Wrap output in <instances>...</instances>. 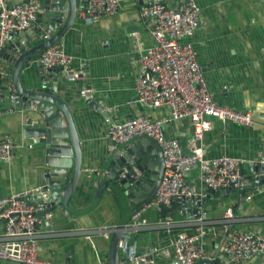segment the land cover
<instances>
[{"label":"crops","instance_id":"0c3cea01","mask_svg":"<svg viewBox=\"0 0 264 264\" xmlns=\"http://www.w3.org/2000/svg\"><path fill=\"white\" fill-rule=\"evenodd\" d=\"M25 1L6 0L9 7ZM153 1L121 0L118 13L93 23L83 19L85 7L60 40L72 60L71 69L82 74L77 81H70L64 72L58 75L56 94L73 113L81 141L83 177L72 199L75 215L68 217L63 209L57 208L50 218L40 217L39 229L44 236L38 251L41 260L56 264H100L102 261L110 264L112 232L109 230L129 225L134 213L127 207L121 208L108 191L98 206L80 211L88 209L94 201L96 177L87 174L101 171L111 153L109 130L113 123L140 115L167 120L166 137L178 140L184 154L193 151L194 128L190 119L174 121L168 108L146 109L137 101L138 61L153 46L151 31L155 27L154 20H143L141 13ZM163 1L170 7H179L188 0ZM193 1L201 11V26L185 42L194 45L214 101L238 112L250 113L253 120L252 126H246L211 118L212 128L199 142L204 157L260 161L264 158V0ZM26 31L32 36L30 47L41 42L39 38L32 39L31 26ZM135 32L139 33V38L132 36ZM17 42L23 43L19 50H26L25 36ZM7 46L0 53V71L8 67V58L14 55ZM29 64V68L21 72L24 86L42 89L40 60H30ZM51 84H55L53 80ZM85 90H90L91 94L84 96ZM33 114L19 109L0 115V139L9 135L18 147L10 163H0V199L45 190L49 186L45 179V148L29 136V129L35 128L38 122ZM245 172L248 177L252 176L250 168L245 167ZM199 174L200 169L195 166L184 175V180L199 193L208 195L203 249L217 264H231L224 251L226 214L233 215L231 231L250 232L264 240V187L222 197L211 193L202 184ZM184 204L165 217L159 206L145 209L150 228L134 235L130 244H137L138 254L151 255L152 264H173L175 239L180 233L197 232V225L187 219L188 211L183 208L188 203ZM3 232L4 225L0 223V235ZM120 252L122 257L121 249ZM0 264L16 263L0 261ZM245 264H264V251Z\"/></svg>","mask_w":264,"mask_h":264},{"label":"built area","instance_id":"2783aa9c","mask_svg":"<svg viewBox=\"0 0 264 264\" xmlns=\"http://www.w3.org/2000/svg\"><path fill=\"white\" fill-rule=\"evenodd\" d=\"M120 5L121 0H89L82 17L93 23L97 19L118 13ZM38 13L39 5L35 1L26 0L21 5L9 7L6 0H0V53L7 44L13 42L16 32L26 31L37 20ZM141 17L145 21L153 19L155 27L151 31L154 44L138 61L140 73L136 88L137 101L146 109L168 108L174 121L190 119L194 128L193 151L191 154H184L178 140L166 137L167 120L150 119L143 115L111 125L109 137L112 150L116 145L124 144L135 137H147L157 142L163 154L165 172L148 207L163 205L170 208L175 198L195 199L192 206L194 209L187 219L197 225V232L178 235L172 245V262L196 264L204 259L214 260L203 249L205 225L208 223L205 207L208 195L199 193L193 185L186 183L184 175L198 166L202 184L217 193L233 188L241 194L249 181L254 186H259L261 178L264 177V158L254 161L224 156L209 160L204 157V150L199 145L205 133L212 128L211 118L246 126H252L253 120L250 113H241L214 101L194 45L185 42L201 26V11L193 0H188L179 7H170L163 0H154L143 9ZM132 36L139 38V33H132ZM40 65L44 72L63 69L70 81L82 78V74L71 69L72 60L61 41L42 52ZM83 94L87 96L91 92L85 90ZM17 148L11 136L1 138L0 163H10ZM245 167L253 171L251 177L246 175ZM48 192L36 189L0 199V223L4 225V232L0 235V261L16 264H56L38 257L39 245L44 238L39 229L40 217L44 215L49 218L53 215L44 213L38 216L40 210L47 208L50 199ZM145 209L133 214L130 224L125 226L121 236L120 249L129 264L153 262V258L150 262L147 261L151 255L138 254L136 243L130 244L134 235L150 228V222L144 214ZM232 222L233 215L228 212L224 225V251L231 264H245L264 251V240L250 232L231 231ZM100 264L106 263L102 261Z\"/></svg>","mask_w":264,"mask_h":264},{"label":"water","instance_id":"95a60500","mask_svg":"<svg viewBox=\"0 0 264 264\" xmlns=\"http://www.w3.org/2000/svg\"><path fill=\"white\" fill-rule=\"evenodd\" d=\"M32 1L39 5L37 20L31 24L32 39L39 38L41 42L30 47L32 40L29 41V39L32 36L30 32L23 31L16 32L13 42L8 44L7 48L13 51L14 55L8 58L10 60L8 67L0 71V115L15 113L22 109L34 113L33 116L37 117L38 122L35 128L29 129V136L35 139V143L45 148L44 164L47 169L45 179L49 184L45 190L50 192L47 208L40 210L38 216L44 213L54 214L57 208H61L68 217H71L76 212L72 199L83 177L82 150L72 110L56 94L58 75L64 70L56 68L47 72L43 71L41 73L43 88L38 90L24 86L21 72L23 68H29L30 60L38 62L41 52L55 45L65 36L78 12L85 11L84 8L88 6L89 0ZM24 36L28 42L26 50H17L23 44L17 42V39ZM52 80L55 84H51ZM92 106L96 107L95 104ZM97 110L102 109L97 107ZM164 172L163 154L154 140L147 137H135L124 144L116 145L101 171L86 173L89 177H96L94 180L97 186L94 189L92 205L80 212L89 211L98 206L107 191L116 198L121 208L127 207L133 213L147 208L156 195ZM258 187L260 189L264 187V177L261 178L259 186H254L253 182L249 181L245 189ZM218 193L217 196L226 197L237 192L232 188ZM243 197L246 199L247 195ZM184 202L188 203L183 208L189 215L195 202L193 197L175 198L170 208L161 205L159 209L165 217L166 213L179 210L180 204ZM124 229L125 226H118L115 230H110L112 232L110 264H129L126 255L123 253L121 257L120 252V240ZM151 260L152 257L147 258L148 262ZM196 264L217 263L215 260L206 259Z\"/></svg>","mask_w":264,"mask_h":264}]
</instances>
